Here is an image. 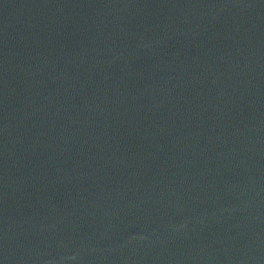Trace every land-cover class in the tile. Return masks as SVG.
I'll list each match as a JSON object with an SVG mask.
<instances>
[{"label":"water","instance_id":"obj_1","mask_svg":"<svg viewBox=\"0 0 264 264\" xmlns=\"http://www.w3.org/2000/svg\"><path fill=\"white\" fill-rule=\"evenodd\" d=\"M0 264H264V0H0Z\"/></svg>","mask_w":264,"mask_h":264}]
</instances>
